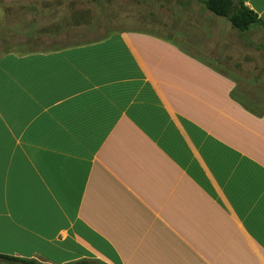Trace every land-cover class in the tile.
Returning a JSON list of instances; mask_svg holds the SVG:
<instances>
[{"label":"crops","instance_id":"crops-1","mask_svg":"<svg viewBox=\"0 0 264 264\" xmlns=\"http://www.w3.org/2000/svg\"><path fill=\"white\" fill-rule=\"evenodd\" d=\"M241 1L264 31V0ZM246 86L152 31L1 56L0 254L264 264V84Z\"/></svg>","mask_w":264,"mask_h":264},{"label":"rangeland","instance_id":"rangeland-1","mask_svg":"<svg viewBox=\"0 0 264 264\" xmlns=\"http://www.w3.org/2000/svg\"><path fill=\"white\" fill-rule=\"evenodd\" d=\"M206 2L0 0V57L82 45L117 32L152 31L232 77L240 88L250 85L246 87L257 91L264 84V31L260 24L240 30L231 15L213 13ZM0 263L4 262L0 259Z\"/></svg>","mask_w":264,"mask_h":264},{"label":"trees","instance_id":"trees-1","mask_svg":"<svg viewBox=\"0 0 264 264\" xmlns=\"http://www.w3.org/2000/svg\"><path fill=\"white\" fill-rule=\"evenodd\" d=\"M207 7L213 13L227 17L231 15V21L240 30H247L252 25L261 24L259 16L244 6L241 0H207ZM233 14H231V12ZM0 259L6 264H40L35 260L22 259L14 256L0 254Z\"/></svg>","mask_w":264,"mask_h":264}]
</instances>
